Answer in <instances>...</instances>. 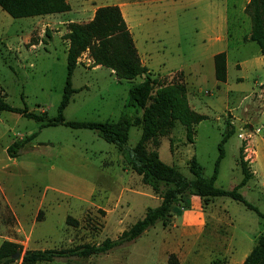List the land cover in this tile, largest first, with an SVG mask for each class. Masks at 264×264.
<instances>
[{
  "label": "rangeland",
  "instance_id": "374dc122",
  "mask_svg": "<svg viewBox=\"0 0 264 264\" xmlns=\"http://www.w3.org/2000/svg\"><path fill=\"white\" fill-rule=\"evenodd\" d=\"M115 1L68 0L73 12L64 15L86 24L99 7ZM122 1L136 4L130 17L136 20L134 34L140 37L138 48L150 77L169 84L176 71L183 70L176 82L184 83L190 108L205 116L193 126L191 139L175 122L170 134L159 138V160L191 180L189 162L195 158L204 177L210 178L218 144L232 131L223 144L214 186L236 189L264 216V96H257L261 85H253L255 79H264V71L251 70L242 83L236 81V63L259 55L255 42L242 40L251 30L249 17L241 11L246 0ZM204 19L211 22L205 28ZM68 33L69 25L59 21L13 19L0 9V90L9 106L43 116L45 122L57 116L67 77ZM216 36L224 41H215ZM221 51H226L228 63L224 83L215 80L211 59ZM144 79L145 75L120 80L86 50L71 77L75 92L63 110L64 121L126 118V147L133 148L141 130L131 123L141 111L127 105L128 90ZM260 88L264 92V84ZM250 126L261 131L251 139L255 154L247 161L237 136L248 133ZM32 134L35 138L17 157L7 155L10 144ZM241 163L250 175L245 185H240ZM159 203L120 150L96 132L64 125L41 127L19 114L0 112V245L13 242L23 252L97 245L115 240ZM204 212L201 227L186 228L200 210L191 204L181 211L176 206L167 225L157 223L105 254L37 264H241L264 235V220L241 202L217 198ZM68 217L77 224L67 222Z\"/></svg>",
  "mask_w": 264,
  "mask_h": 264
},
{
  "label": "trees",
  "instance_id": "16d2710c",
  "mask_svg": "<svg viewBox=\"0 0 264 264\" xmlns=\"http://www.w3.org/2000/svg\"><path fill=\"white\" fill-rule=\"evenodd\" d=\"M0 9L13 19L40 17L62 14L70 11L67 0H0ZM245 14L251 22L249 40L257 44L260 53L264 55V0H249L244 8ZM67 40L69 42L66 61L67 77L61 102L57 108V116L45 122L44 117L29 113L26 110L9 106L0 90V112H10L26 119L41 123V127L64 125L73 129H88L96 132L105 142L117 147L131 169L141 178L143 185L148 186L154 195L160 199L155 208H149L142 219L123 231L115 240L105 239L100 244H85L71 249L26 250L16 243L3 241L0 245V264H11L13 256L19 252L20 264H37L52 262L55 259H69L72 257L87 258L91 255L105 254L115 248L133 242L145 231L157 223L167 225L172 217V210L179 206L181 209L190 205L191 197H197L202 209L206 210L217 198H229L241 202L246 208L260 214L248 204L244 198L233 190H222L214 186L217 170L224 157L223 144L232 133L225 134L218 144V157L215 161L213 175L205 178L201 165L192 158L189 162V172L192 176L188 180L175 167L161 162L156 152L159 138L170 134L179 122L186 129L188 139L193 135V126L205 119L204 115L193 111L187 100V90L182 82H176L183 77V71H176L169 84H163L152 79L147 69L142 65L137 54L128 27L117 6L99 7L93 19L86 24L70 23ZM86 50L97 65L112 69L120 80H133L145 75L142 83L132 86L128 90L130 107H137L141 116L135 118L132 126L139 127L141 135L136 145L128 149V123L126 118L116 122H65L63 110L68 105L75 90L71 86V77L76 68L79 55ZM214 78L224 83L227 78L226 54L218 53L213 56ZM36 134L14 142L6 149L10 158L17 157L20 149L34 139ZM152 146L154 150L149 147ZM243 179L240 185H245L250 178L241 163ZM67 222L77 224L71 218ZM241 264H264V235H260L249 254Z\"/></svg>",
  "mask_w": 264,
  "mask_h": 264
},
{
  "label": "crops",
  "instance_id": "0c3cea01",
  "mask_svg": "<svg viewBox=\"0 0 264 264\" xmlns=\"http://www.w3.org/2000/svg\"><path fill=\"white\" fill-rule=\"evenodd\" d=\"M68 1V0H67ZM249 2V0H246V3L245 4H243V6H242V10L241 11H244V8H245V6H246V4ZM70 5V4H69ZM134 5H136L135 3H133V2H126V1H122V0H117V1H115V3L113 4V5H109V6H117L118 8H119V10H120V12H121V14H122V17H123V19H124V21H125V23H126V25H127V27H128V30H129V32H130V35H131V37H132V39H133V42H134V45H135V48H136V51H137V54H138V56H139V59H140V61H141V63H142V65L146 68V66H145V59H143V57H142V55H141V53H140V50H139V48H138V41L140 40V37H139V35H135L134 34V29L136 28V26H135V22H136V20H135V18L133 17V18H131L130 17V11L133 9V7H134ZM102 6H108V5H102ZM70 11L69 12H66V13H62V14H54V15H48V16H40V17H38V19H41L42 21L44 20V19H46V20H48V19H51V20H55V21H59L60 23H62V24H66V25H68V24H70V23H74L75 22V20H69V17L68 16H65L64 14H67V13H71V12H73V9H72V7L70 6ZM98 8V7H97ZM95 10V9H94ZM94 10H93V12H94ZM222 17V16H221ZM221 17H220V19H221ZM92 19V17L90 18V20ZM226 21V20H225ZM76 22H78L79 23V21H76ZM40 23V22H39ZM39 23H37V24H39ZM211 22H209V21H207L206 19H204L203 20V22H202V26H203V28H205V27H207L208 26V24H210ZM214 26V25H213ZM49 27V26H48ZM209 27L211 28V26L209 25ZM222 29H220V32H222L221 31ZM249 37H250V32H249V34L248 35H245L243 38H242V40L243 41H249ZM215 41H219V42H222V41H224V37L223 36H216L215 38ZM221 52H225V54H226V68H228V63H227V53H226V51H221ZM221 52H219V53H221ZM216 54H218V53H215V54H212L211 55V59H212V62H213V56L214 55H216ZM98 67H100V66H97L96 68H98ZM235 67L237 68V71L239 72V75L237 76V78H236V81L238 82V83H242L246 78H247V76H248V72L249 71H251V70H253V71H255V70H263L264 71V55H262L261 53H260V50H259V55L258 56H256V57H254V59L253 60H247V59H244V60H241V61H238L237 63H236V65H235ZM179 71H183V70H179ZM213 71H214V65H213ZM184 72V71H183ZM185 73V72H184ZM227 79V78H226ZM262 84H264V79L262 80V81H259V79L258 80H256L255 79V81H254V83H253V85L254 86H262ZM260 86V87H261ZM259 87V89H258V91H260L261 90V88ZM257 174H256V172H255V174H254V176L253 177H255ZM190 204L193 206H195L198 210H200V213H198L197 215H198V218H196V219H194L193 220V222L194 223H192V224H190V225H185V227L187 228V227H189V228H192V227H196V228H198V227H201V226H199V222H201L200 221V215H203V214H205V212L204 211H206V210H204V209H202V207H201V202H200V200L197 198V197H193L192 199H190ZM212 205H214V201L210 204V207L212 206ZM184 227V226H183ZM176 243V242H175ZM177 244V243H176Z\"/></svg>",
  "mask_w": 264,
  "mask_h": 264
},
{
  "label": "built area",
  "instance_id": "2783aa9c",
  "mask_svg": "<svg viewBox=\"0 0 264 264\" xmlns=\"http://www.w3.org/2000/svg\"><path fill=\"white\" fill-rule=\"evenodd\" d=\"M257 96L262 99L264 96V92L260 90ZM249 129L250 131L248 133H245V134L239 133L237 136L238 139H240L241 142L244 143L243 152L246 153L245 160L247 161H251V156L255 154V152H253V150H251V148L249 147L251 143V139L253 135L258 134L261 131L260 128L253 129L251 126L249 127Z\"/></svg>",
  "mask_w": 264,
  "mask_h": 264
},
{
  "label": "water",
  "instance_id": "95a60500",
  "mask_svg": "<svg viewBox=\"0 0 264 264\" xmlns=\"http://www.w3.org/2000/svg\"><path fill=\"white\" fill-rule=\"evenodd\" d=\"M19 252H16L15 254H14V256H13V260L14 261H17V260H19Z\"/></svg>",
  "mask_w": 264,
  "mask_h": 264
}]
</instances>
